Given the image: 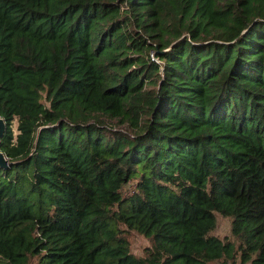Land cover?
I'll return each mask as SVG.
<instances>
[{"label":"trees","instance_id":"1","mask_svg":"<svg viewBox=\"0 0 264 264\" xmlns=\"http://www.w3.org/2000/svg\"><path fill=\"white\" fill-rule=\"evenodd\" d=\"M0 117V264H264V0H0Z\"/></svg>","mask_w":264,"mask_h":264},{"label":"rangeland","instance_id":"2","mask_svg":"<svg viewBox=\"0 0 264 264\" xmlns=\"http://www.w3.org/2000/svg\"><path fill=\"white\" fill-rule=\"evenodd\" d=\"M15 122L13 123L14 126ZM130 184H125L121 187V194L127 195L130 192ZM215 224L214 227L209 231L210 234H213L221 239H229L233 242L237 240L230 233V217L222 215L218 212H214ZM124 231L123 234L127 238L129 244V251L134 256H142L144 254V248L150 245V240L143 234L139 233L133 228L126 226H121ZM34 261V260H33ZM32 261V264H33ZM212 264H230L229 261L224 262L223 259L212 261Z\"/></svg>","mask_w":264,"mask_h":264},{"label":"water","instance_id":"3","mask_svg":"<svg viewBox=\"0 0 264 264\" xmlns=\"http://www.w3.org/2000/svg\"><path fill=\"white\" fill-rule=\"evenodd\" d=\"M4 130V121L3 119L0 117V137L3 133ZM6 165V157L4 156V154L0 151V167H4Z\"/></svg>","mask_w":264,"mask_h":264}]
</instances>
